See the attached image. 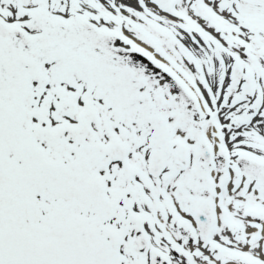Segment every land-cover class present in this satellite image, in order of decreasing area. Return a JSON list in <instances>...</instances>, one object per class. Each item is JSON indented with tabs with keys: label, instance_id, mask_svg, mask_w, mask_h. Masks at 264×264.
Here are the masks:
<instances>
[{
	"label": "snow or ice",
	"instance_id": "6c2138e0",
	"mask_svg": "<svg viewBox=\"0 0 264 264\" xmlns=\"http://www.w3.org/2000/svg\"><path fill=\"white\" fill-rule=\"evenodd\" d=\"M0 264H264V0H0Z\"/></svg>",
	"mask_w": 264,
	"mask_h": 264
}]
</instances>
